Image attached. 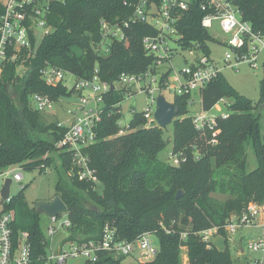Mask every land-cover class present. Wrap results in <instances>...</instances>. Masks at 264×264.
<instances>
[{
    "label": "trees",
    "instance_id": "16d2710c",
    "mask_svg": "<svg viewBox=\"0 0 264 264\" xmlns=\"http://www.w3.org/2000/svg\"><path fill=\"white\" fill-rule=\"evenodd\" d=\"M136 2L52 3L48 22L53 30L44 37L35 56L25 62L27 69L21 72L12 63L0 76V173L18 166L44 172L54 165L51 152L55 151L66 175H60L55 196L65 202L72 220L66 240L98 239L107 223L116 227L123 239L133 240L145 231H155L158 236L160 250L151 261L124 262L123 256L115 258L103 253L96 264H183L182 247L187 248L188 264H240L226 242L224 248H219L204 240L202 232L218 227V234L224 236V226L232 215H241L250 203L264 201V80L263 97L258 102L234 89L222 73L203 90L205 110H211L224 97L232 101L230 116L218 121L216 144L209 142L212 132L198 130L187 115L190 96L175 95L173 102L180 112L172 123L171 150L187 152L188 157L179 166L161 157L167 146L164 128L156 122L147 124L143 115L134 116L133 130L118 134L121 113L116 111V105L121 104L130 89L110 90L98 128L99 140L85 148L90 167L98 176L97 184L80 180L76 170L72 171L71 155L66 148L57 146L65 128L59 127L58 121L48 122L44 112L31 102L35 92L48 94L56 101L69 94L63 84L48 85L41 78V70L48 64L80 78L91 77L98 69L103 80L113 83L123 73H140L150 67L158 70L160 59L148 54L143 45L145 35L156 33L148 24H134L124 41H113L107 55L96 49L101 40V20L116 21L129 16ZM237 4L242 17L255 30H264V0H237ZM3 10L0 0V16ZM203 15L197 2L183 13L179 26L182 45L193 41L205 45L214 40L201 25ZM170 73L171 68L164 71L162 80H167ZM248 146L257 160V166L250 170ZM197 147L201 149L200 157L193 158ZM24 189L22 186L19 195L4 200L5 209L14 213L17 233L29 232L34 264H46L41 214L25 201ZM179 191L183 195L178 198ZM214 193L230 197L219 200ZM182 234H186L184 239Z\"/></svg>",
    "mask_w": 264,
    "mask_h": 264
},
{
    "label": "built area",
    "instance_id": "2783aa9c",
    "mask_svg": "<svg viewBox=\"0 0 264 264\" xmlns=\"http://www.w3.org/2000/svg\"><path fill=\"white\" fill-rule=\"evenodd\" d=\"M55 1L58 0H3L4 10L0 16V76L12 63L17 64L21 72L27 69L25 62L35 56L44 37L53 30L48 22V16ZM195 2L200 4L204 12L201 19L203 28L211 34L210 30L216 24L224 33L231 35L224 41L233 49L232 52L226 53L225 64L237 66L239 62H248L253 68H258L260 56L264 55V30H255L252 24L242 17L237 0H137L129 16L116 21L101 20V40L96 46L97 51L102 55L108 54L113 41H124L128 30L134 24L145 23L156 30L154 35L144 36L143 45L148 54L160 59L157 61V67L162 64L161 59L170 63L174 50L169 43L176 42L179 47L189 49L193 55V60L184 68L172 72L171 67V73L164 81L162 80L164 71L160 72L159 69L153 70L150 67L140 73H123L116 83L103 80L98 69H95L93 76L88 78H80L51 64L41 70V78L48 85L63 84L69 94L56 101L48 94L35 92L31 95V102L42 112L53 110L61 100L71 106L67 109V121H58V126L65 128V132L57 146L66 148L71 155L72 171L76 170L80 180L92 184L99 182L98 176L90 167V159L85 153V148L99 140L98 128L105 111V99L112 90V84L114 89H130L126 93L129 95L136 93L133 89L135 84L144 81L141 90L150 97V102L142 112L136 111L134 115H143L147 124L156 122L155 112L159 95H154L158 89L154 83L158 82L160 89L165 85L164 88H170L175 95L190 96L189 107L197 105L194 95L199 93L203 111L195 114L189 112L187 115L193 118L198 130L212 132L213 137L209 141L211 144L217 143L216 136L220 132L218 121L220 118L226 119L230 116L232 101L224 97L211 110L203 108L202 92L222 73V68L210 56V42H218L217 36L211 34L214 40L207 41L205 45L200 41H193L188 46L181 43L180 21L183 13L190 10ZM206 49H209V52ZM68 73L75 76L72 84L66 80ZM120 105H116L119 107L116 111L121 113ZM223 105L228 107V111L222 110ZM131 122L126 126L120 125L118 134L133 130ZM199 157L200 155L195 158ZM169 158L172 165L179 166L187 161L188 157L183 151L170 150ZM15 169L0 173L1 188L9 176L13 181L22 182L23 173ZM262 214L264 201L250 203L241 215H232L224 229L233 234L243 226H264L258 221ZM50 220L48 235L51 237H54L61 228L68 230L72 226L67 211L50 217ZM13 221L14 215L9 211L0 216V264H34L30 234L25 230L17 233ZM218 230L219 228L215 227L203 231L204 240L211 241L212 237L218 234ZM67 236L58 247L54 246V240L49 246L46 237V264H66L69 257L79 255L85 256L88 264H96L103 253L111 254L115 258L123 256L124 262L143 263L153 260L160 250V243L157 245L154 240V237L158 238L155 231H145L133 240H127L121 238L116 227L109 223L105 225L98 239L66 240ZM185 237L186 234H182V239ZM249 248L261 254L260 257L254 258L251 264H264V234L253 239L249 243ZM126 257H131L132 260L125 261Z\"/></svg>",
    "mask_w": 264,
    "mask_h": 264
},
{
    "label": "rangeland",
    "instance_id": "374dc122",
    "mask_svg": "<svg viewBox=\"0 0 264 264\" xmlns=\"http://www.w3.org/2000/svg\"><path fill=\"white\" fill-rule=\"evenodd\" d=\"M211 34L217 36L218 42H210L211 52L210 56L218 63L222 68L221 72L227 82L236 89L239 93L251 99L254 102H258L263 97V80H264V55L260 56L258 68H253L248 62H239L237 66H228L225 64V55L227 52H232L233 49L224 41H227L231 35L224 33L218 25L210 30ZM169 46L174 50V56L169 62H164L160 64L159 71H166V69L172 67V72L174 70H180L184 68L188 63L193 60V55L190 54V50L187 48H181L177 45L176 42H170ZM107 55V54H106ZM187 59V60H186ZM235 62V61H233ZM159 77V75H156ZM66 80L72 84L75 80V76L68 73ZM144 81L140 84H135L133 89L134 92L129 95H126L125 99L121 102L120 111L121 119L119 121L121 126H126L134 118V112H142L150 102V97L146 92L141 90V87L144 85ZM154 86H157L158 89L155 91L154 95L158 96L160 94L164 95L168 101H173L175 93L168 87L160 89L158 82L154 83ZM195 98L197 100V105L189 107L190 114L201 113V95L195 93ZM230 100V99H228ZM61 100L55 108L51 111L44 112L48 122L52 121H62L66 122L68 115L67 109L71 108L67 103H63ZM222 110L228 111L227 106H222ZM215 111H217L215 109ZM262 134L264 136V105L262 106ZM164 137L167 140V146L164 151L161 153V157H165L166 160L171 164L169 158V151L172 149V137H173V125L169 124L164 127ZM200 150L198 147L194 149L193 158L200 155ZM187 155V152H184ZM51 155L54 159V165L47 168L44 172H40L39 169H28L21 166H18L15 170L21 171L24 175L22 182L13 181L11 184V196L19 195L21 192V187L25 186L22 196L25 201L30 206H35L38 200H51L55 197L56 187L60 179V175L63 176L65 173L61 167V161L58 156V153L55 151L51 152ZM257 166L256 157L251 149L248 146V168L254 169ZM66 176V175H65ZM64 176V177H65ZM0 182L2 179L0 178ZM1 190V184H0ZM213 196L219 200H226L230 196L228 194L214 193ZM8 210L5 209L4 200L0 194V215L4 214ZM14 214L12 211H9ZM262 220V216L258 217L259 223ZM51 220L50 217L46 214H41V225L46 234L47 239L49 240V246L54 240V246L58 247L62 244L64 237L67 236L68 230L61 228L58 233L51 237L48 235V227L50 226ZM188 229V227H185ZM264 234V226L262 225H252V226H243L238 228L233 234L227 232L226 235H216L215 240H218L220 244L225 242L229 245L233 258L238 261L240 264L251 263L254 258L260 257L259 252H254L249 248V243L257 238L258 236ZM219 236V237H218ZM155 243L159 244V239L154 237ZM218 243V242H217ZM217 246V245H216ZM223 245H220L222 247ZM241 249L244 252H241ZM125 261H131V257H126ZM181 260L183 264H188V254L187 248L182 247L181 249ZM66 264H88V259L85 256L79 255L75 257H69ZM107 264V263H103Z\"/></svg>",
    "mask_w": 264,
    "mask_h": 264
},
{
    "label": "water",
    "instance_id": "95a60500",
    "mask_svg": "<svg viewBox=\"0 0 264 264\" xmlns=\"http://www.w3.org/2000/svg\"><path fill=\"white\" fill-rule=\"evenodd\" d=\"M114 84H112V89H114ZM180 112L179 106L173 101H168L164 95L160 94L157 99V109L155 112V120L159 127L164 128L169 124H172ZM13 178L11 176L7 177L4 185L0 190V194L3 200H8L11 196V184ZM183 191H179L177 197H181ZM35 210L40 214H46L50 217H56L61 212L68 210L67 205L62 200L60 196H55L51 200H38L35 205Z\"/></svg>",
    "mask_w": 264,
    "mask_h": 264
},
{
    "label": "crops",
    "instance_id": "0c3cea01",
    "mask_svg": "<svg viewBox=\"0 0 264 264\" xmlns=\"http://www.w3.org/2000/svg\"><path fill=\"white\" fill-rule=\"evenodd\" d=\"M261 216H262V220H260V222L264 224V214H262ZM216 235H218V234H215V235L212 237V240H211V241H212L215 245H217L219 248H224V247H225V240L223 241L222 244H220L218 240H215V239H214ZM219 235H220V234H219ZM218 237H219V236H218ZM217 242H218V243H217ZM220 245H223V246L220 247ZM241 252H244V250L241 249Z\"/></svg>",
    "mask_w": 264,
    "mask_h": 264
}]
</instances>
